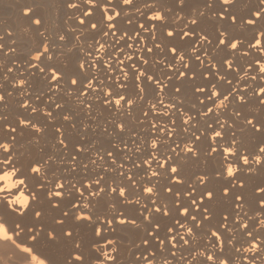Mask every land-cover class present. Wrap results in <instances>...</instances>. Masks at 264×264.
Returning a JSON list of instances; mask_svg holds the SVG:
<instances>
[{
	"label": "bare ground",
	"instance_id": "6f19581e",
	"mask_svg": "<svg viewBox=\"0 0 264 264\" xmlns=\"http://www.w3.org/2000/svg\"><path fill=\"white\" fill-rule=\"evenodd\" d=\"M54 2L0 0V264H264V0Z\"/></svg>",
	"mask_w": 264,
	"mask_h": 264
},
{
	"label": "rangeland",
	"instance_id": "374dc122",
	"mask_svg": "<svg viewBox=\"0 0 264 264\" xmlns=\"http://www.w3.org/2000/svg\"><path fill=\"white\" fill-rule=\"evenodd\" d=\"M10 1L12 2V0H7V1L5 0V2H7V3H9ZM16 1H19V0H16ZM38 1H40L42 4L44 3L43 5H41V7H42V9L45 8V10L47 11V13H46L47 16H46V18H45V21H46L45 23H48V24H47V25H46V24H43L44 22H43L40 18H37V19L39 20V23H40V24H43L46 30L49 28L48 30H49L50 32H48V33H51V32H52L51 35H50V37L54 35L53 37H56V39L62 38V39L64 40V48H66V49H67V48H70V46H72L71 44H73V43L71 42V40H69V39L66 38V37H61V36H63V35H62V34H59V33L62 32V30H63L64 28H62V26H63L62 24H63V23H61L60 15H59V13H58V11H57V5L55 4L56 2H54V0H52V1L49 0L48 2H46L47 0H44V1H43V0H38ZM3 2H4V0H3ZM53 2H54V3H53ZM46 3L49 4V5L51 4V5L48 6ZM44 5H45V6H48V7H45ZM52 5H53V6H52ZM54 5H55V7H54ZM43 6H44V7H43ZM53 7H54V8H53ZM51 8H52V9H51ZM55 8H56V9H55ZM21 9H22V8H21ZM0 10H2V11H1L2 13L0 12V20H2V21L5 22V20H7V18H8V15H9V16L11 15V16L8 18L7 21H11V20H13L12 17L14 18L15 14H14V12H13L12 10H10V9L7 10V9H6L7 12L5 11V9H2V8H1ZM17 10H18V11H17V12H18L17 15H21V14H20V13H21V12H20V11H21V10H20V7L17 8ZM55 10H56V11H55ZM9 11H10V12H9ZM50 11H51V13H49ZM5 12H6V14H5ZM12 12H13V13H12ZM55 12L58 13V18L56 17L57 13H55ZM11 13H12V14H11ZM52 13H55L56 15H55V14H52ZM1 14H2V16H1ZM7 14H8V15H7ZM13 14H14V15H13ZM49 14H50V15L52 14V15L50 16ZM49 16H50V19H51V20H50V19H47V17L49 18ZM1 17H2V18L4 17V18L2 19ZM5 18H6V19H5ZM52 18H53V19H52ZM54 18H55V19H54ZM47 21H48V22H47ZM57 21H58V22H57ZM49 22H50V23H49ZM50 24H51L52 26H51ZM43 25H41V26H43ZM48 25H49V26H48ZM46 26H48V27H46ZM57 26H58V27H57ZM52 28H53V29H52ZM48 30H47V31H48ZM60 31H61V32H60ZM62 33H63V32H62ZM52 34H53V35H52ZM58 34H59V36H58ZM48 36H49V35H48ZM57 37H59V38H57ZM65 40H67L66 43H65ZM70 42H71V43H70ZM86 42L88 43L89 40L86 41ZM69 44H70V45H69ZM61 49H62V48H61ZM59 54H61V53L59 52L57 55H59ZM62 59H63V58H62ZM60 60H61V58H60ZM62 64H65V61L62 62ZM69 79H70V78H69ZM70 80H71V79H70ZM70 80H68V81L70 82ZM34 85H35V87H37L36 84H34ZM38 126H39V125H38ZM41 130H42V131H41ZM46 131H47L46 129H41V128H40V132L38 133V136H37V139H38V140H37V139H26L25 141H26V142L28 141L27 143H32V142L37 141L38 143L40 142L39 144L42 146V145L46 144V141H47V138H48L47 135H48L49 133H48V131H47V133H46ZM41 132H42V133H41ZM44 132H45V133H44ZM40 134H41V135H40ZM44 135H45V136H44ZM40 136H42V137H40ZM38 137H39V138H38ZM41 138H42L43 140H42ZM44 138H45V139H44ZM29 140H30V141H29ZM41 141H42V142H41ZM44 141H45V142H44ZM54 173H55V170H53V171L51 172V174H54ZM120 206H121V207H120ZM122 206H123V207H122ZM115 207H116V206H113L112 210H113L114 212H116V214H123V213H125V214L128 215V214H131V213H132V209H131L130 206H128L129 208L126 207V206H124V205H119V206H117L116 208H115ZM123 208H125V209H123ZM127 208H128V209H127ZM120 209H121L122 211H120ZM118 210H119V211H118ZM125 210H126V211H125ZM130 210H131V211H130ZM123 211H124V212H123ZM122 212H123V213H122ZM123 240H124V241H123ZM120 241H121V242L123 241V242H124V243L122 242L123 244L126 243V239H125V238H124V239H121ZM121 242H120V243H121ZM122 243H121V244H122ZM48 250H49V249H48ZM50 251H51V250H49L48 253H50ZM54 252H56L55 249L51 251V253H54ZM36 256L39 257V255H36ZM39 258H41V256H40ZM43 258H44V257L42 256L41 259H42L44 262L46 261L48 264H50L48 258H46V257H45L44 259H43Z\"/></svg>",
	"mask_w": 264,
	"mask_h": 264
},
{
	"label": "snow or ice",
	"instance_id": "6c2138e0",
	"mask_svg": "<svg viewBox=\"0 0 264 264\" xmlns=\"http://www.w3.org/2000/svg\"><path fill=\"white\" fill-rule=\"evenodd\" d=\"M128 2H129V0H125V3H128ZM224 2L225 3H230V2H232V0H224ZM93 27H95V26L93 25ZM169 35H171V33H169ZM222 43H223V41H222ZM233 47H235V45H233ZM73 83H75V81H73ZM117 103H119V101H117ZM217 135H219V134H217ZM262 151H264V149H262ZM173 171L175 172V169H173ZM228 174L230 176L232 175L231 170L228 171ZM148 191H151V189H149ZM209 195L211 196V194H209ZM157 211H159V209ZM69 235H71V234L69 233ZM213 235H215V233H213ZM145 243H147V241H145ZM77 259H82V257H77Z\"/></svg>",
	"mask_w": 264,
	"mask_h": 264
},
{
	"label": "built area",
	"instance_id": "2783aa9c",
	"mask_svg": "<svg viewBox=\"0 0 264 264\" xmlns=\"http://www.w3.org/2000/svg\"><path fill=\"white\" fill-rule=\"evenodd\" d=\"M47 37V36H46ZM59 39H62V38H59Z\"/></svg>",
	"mask_w": 264,
	"mask_h": 264
}]
</instances>
